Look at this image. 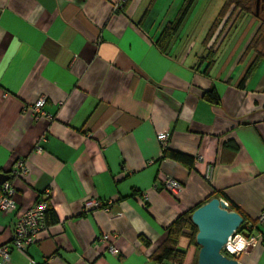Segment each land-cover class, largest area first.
<instances>
[{
    "label": "crops",
    "instance_id": "1",
    "mask_svg": "<svg viewBox=\"0 0 264 264\" xmlns=\"http://www.w3.org/2000/svg\"><path fill=\"white\" fill-rule=\"evenodd\" d=\"M185 1L116 10L120 0H0V176L15 189L14 208L0 211L7 264H154L171 223L213 194L246 220L264 212V58L239 86L258 20L240 15L219 38L221 22L206 43L223 0H194L162 50ZM211 89L217 105L204 98ZM40 98L53 121L28 110ZM167 129V149L192 167L163 156L157 136ZM20 161L28 172L12 177ZM165 178L180 183L176 194ZM47 189L46 228L15 250L14 225ZM91 199L110 210L84 213ZM259 228L240 264H264Z\"/></svg>",
    "mask_w": 264,
    "mask_h": 264
},
{
    "label": "trees",
    "instance_id": "2",
    "mask_svg": "<svg viewBox=\"0 0 264 264\" xmlns=\"http://www.w3.org/2000/svg\"><path fill=\"white\" fill-rule=\"evenodd\" d=\"M193 2L194 0H186L184 7L182 8L181 13L178 16L176 22L168 24L163 30L158 42L162 50H164L166 45L169 43L171 37L174 35L178 27L179 22L185 15L186 10L188 9L189 6L192 5ZM252 4L253 5L255 4L256 6H252ZM257 4H258V0H246V2H244L243 0H223V8L220 14L218 15L216 21L214 22V25L205 40L206 43L209 42L211 36L214 34V31L221 22L223 25L219 31V36H218L219 38L221 36H225L230 31V28L233 26L235 19L240 15L249 14L255 16V18L258 20V27L246 48L247 51L250 50L254 51L255 54L254 59L252 63L249 65L244 77L241 79L239 84L240 87H243L246 79L251 75V73L254 72L259 62L264 58V17L261 14L263 8L262 6L258 7ZM219 43L216 45L218 46ZM212 47L213 46H211V48L209 49L210 51L209 53L210 57L208 58L210 59L209 65L211 64L212 61L211 58L212 55L214 54L211 50ZM204 98L209 103L214 105H217L220 102L219 95L214 89L206 91L204 94ZM236 148L237 147L235 146V149ZM163 156L165 158L174 160L188 168L192 167L193 165L192 158L167 148L164 149ZM214 196L215 195L213 194L212 197H209L206 200V202L212 199ZM221 197H225V196L222 195ZM227 203L229 210H234L239 214V212L236 210L232 202H227ZM202 204H199L194 208H191L190 210L186 211L185 213L179 215L171 223V225L167 228V236L164 243L153 255L152 260L154 264H196L197 254L199 249L195 243V235L197 233V229L192 224L190 217L193 211L196 210ZM239 215L241 216V214ZM246 224L250 225V228L247 230L248 236L253 235L254 233H259L260 228L258 226L257 220L249 221L243 218V225L245 226ZM180 237L187 238L188 245L186 249H180L178 247V242ZM193 250H195L194 253ZM225 255L230 257L227 253Z\"/></svg>",
    "mask_w": 264,
    "mask_h": 264
},
{
    "label": "built area",
    "instance_id": "3",
    "mask_svg": "<svg viewBox=\"0 0 264 264\" xmlns=\"http://www.w3.org/2000/svg\"><path fill=\"white\" fill-rule=\"evenodd\" d=\"M125 0H120L118 4L115 5L114 9H120L121 4ZM45 100L40 98L28 109L33 118H46L48 121H53L54 118L50 114H47L44 110ZM169 139V130H165L163 133L157 136V141L163 149L167 148ZM36 152L40 153L42 150L36 147ZM28 172V168L25 162H18L14 171H12V177L25 176ZM162 187L176 194L180 190V183L172 178H165L162 182ZM15 194V189L11 184V180H7L0 185V211L7 212L14 208L13 196ZM50 190L47 189L43 191L35 201V203L26 210L21 217L17 220L14 225L11 246L18 251L26 252L28 246L34 243L36 236L39 232L46 228L45 216L49 211ZM224 201V200H223ZM224 204L228 207V203L224 201ZM111 201L102 202L100 200L91 199L84 203L83 212L88 213L92 210L102 209L104 211L110 210ZM258 226L264 227V212L261 213L258 220ZM241 228V230H240ZM250 228L249 224L245 226L243 223L239 227L238 231L228 239V242L222 250V254H228L230 258L237 260L238 256L249 250H252L259 242L261 235L259 233H254L248 236L247 230ZM101 241L108 242L109 238L103 236L100 238ZM109 244V243H108ZM107 250L116 254L117 251L113 245L109 244ZM10 256V248L8 245L0 246V263L7 264ZM238 261V260H237Z\"/></svg>",
    "mask_w": 264,
    "mask_h": 264
},
{
    "label": "water",
    "instance_id": "4",
    "mask_svg": "<svg viewBox=\"0 0 264 264\" xmlns=\"http://www.w3.org/2000/svg\"><path fill=\"white\" fill-rule=\"evenodd\" d=\"M7 179L8 176L1 175L0 183ZM190 218L197 229L195 243L199 249L196 264H240L222 254L228 239L243 223L237 212L229 210L223 200L214 197L194 210Z\"/></svg>",
    "mask_w": 264,
    "mask_h": 264
},
{
    "label": "rangeland",
    "instance_id": "5",
    "mask_svg": "<svg viewBox=\"0 0 264 264\" xmlns=\"http://www.w3.org/2000/svg\"><path fill=\"white\" fill-rule=\"evenodd\" d=\"M243 1L246 2V0H243ZM198 4H199L198 6H205V5H207V6H214V5H216V0H209V1L202 0L201 2L199 1ZM219 4H220V1H219ZM252 6H256V5L255 4L254 5L252 4ZM257 6L258 7L259 6H262L263 9L261 11V14L264 17V0H258ZM194 252H195V250H193V253Z\"/></svg>",
    "mask_w": 264,
    "mask_h": 264
}]
</instances>
